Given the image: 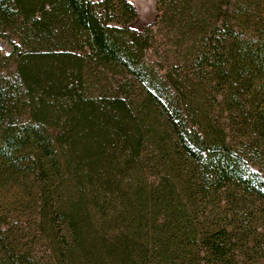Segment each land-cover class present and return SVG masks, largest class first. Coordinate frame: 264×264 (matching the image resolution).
I'll list each match as a JSON object with an SVG mask.
<instances>
[{
  "label": "trees",
  "instance_id": "1",
  "mask_svg": "<svg viewBox=\"0 0 264 264\" xmlns=\"http://www.w3.org/2000/svg\"><path fill=\"white\" fill-rule=\"evenodd\" d=\"M155 11L0 0V264H264V0Z\"/></svg>",
  "mask_w": 264,
  "mask_h": 264
},
{
  "label": "rangeland",
  "instance_id": "2",
  "mask_svg": "<svg viewBox=\"0 0 264 264\" xmlns=\"http://www.w3.org/2000/svg\"><path fill=\"white\" fill-rule=\"evenodd\" d=\"M136 10L137 18L130 24L136 31L152 23L156 16L155 6L159 0H128ZM12 46L6 40L0 39V54L6 60L0 65V75L5 79L15 74V61L11 58Z\"/></svg>",
  "mask_w": 264,
  "mask_h": 264
}]
</instances>
